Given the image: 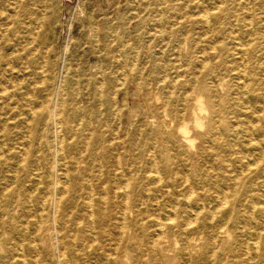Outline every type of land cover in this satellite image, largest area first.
Wrapping results in <instances>:
<instances>
[{"label": "rangeland", "instance_id": "obj_1", "mask_svg": "<svg viewBox=\"0 0 264 264\" xmlns=\"http://www.w3.org/2000/svg\"><path fill=\"white\" fill-rule=\"evenodd\" d=\"M24 261L264 264V0H0V264Z\"/></svg>", "mask_w": 264, "mask_h": 264}, {"label": "bare ground", "instance_id": "obj_2", "mask_svg": "<svg viewBox=\"0 0 264 264\" xmlns=\"http://www.w3.org/2000/svg\"><path fill=\"white\" fill-rule=\"evenodd\" d=\"M163 80H164V79H163ZM174 84H175V83H174ZM244 87H245V86H244ZM184 101H185V100H184ZM56 115H57V114H56ZM57 123H58V122H57ZM56 126H57V125H56ZM58 127H59V126H58ZM59 128H61V127H59ZM252 133H253V132H252ZM63 137H64V136H63ZM22 140H23V139H22ZM22 140H21V141H22ZM61 140H62V139H61ZM61 142H62V141H61ZM88 142H89V141H88ZM110 143H111V142H110ZM62 144H63V142H62ZM60 145H61V144H60ZM60 147H61V146H60ZM62 147H63V146H62ZM62 147H61V148H62ZM86 148H87V147H86ZM61 151H62V150H61ZM21 154H22V153H21ZM22 155H23V154H22ZM25 155H26V154H25ZM63 155H64V154H63ZM22 157H23V156H22ZM56 162H57V161H56ZM22 164H23V163H22ZM101 170H102V169H101ZM100 172H101V171H100ZM157 173H158V171H157ZM89 174H90V173H89ZM67 177H68V175H67ZM56 181H57V180H56ZM185 181H186V180H185ZM187 181H188V180H187ZM160 182H161V181H160ZM127 183H128V182H127ZM90 184H92V183H90ZM126 185H127V184H126ZM156 185H157V184H156ZM103 186H104V185H103ZM54 187H55V186H54ZM64 187H65V186H64ZM124 187H125V186H124ZM90 188H91V187H90ZM105 188H106V187H105ZM120 188H121V187H120ZM120 188H119V189H120ZM125 188H126V187H125ZM67 190H68V189H67ZM120 190H121V189H120ZM115 191H116V190H115ZM127 192H128V191H127ZM192 192H193V191H192ZM115 193H116V192H115ZM189 195H190V193H189ZM224 195H225V194H224ZM29 196H30V195H29ZM56 197H57V196H56ZM61 197H62V196H61ZM186 197H187V196H186ZM226 197H227V196H226ZM125 198H126V196H125ZM187 198H189V197H187ZM187 198H186V200H187ZM178 199H179V198H178ZM225 199H226V198H225ZM59 200H60V199H59ZM125 200H126V199H125ZM89 201H90V200H89ZM89 201H88V202H89ZM91 201H92V200H91ZM224 201H226V200H224ZM42 202H43V201H42ZM45 202H46V201H45ZM60 202H61V201H60ZM60 202H56V205H57V206L55 205V207H58L59 204H60ZM105 202H106V201H105ZM221 202H222V201H221ZM141 203H142V202H141ZM158 203H159V202H158ZM224 203H225V202H224ZM126 204H127V202H126ZM43 205H44V204H43ZM222 205H223V204H222ZM114 206H115V205H114ZM123 207H125V206H123ZM127 207H128V204H127ZM220 207H221V206H220ZM220 207H219V208H220ZM41 208H43V207H41ZM91 208H92V207H91ZM172 208H173V207H172ZM191 208H192V207H191ZM58 209H59V208H58ZM253 209H254V208H253ZM54 210H55V208H54ZM56 210H57V208H56ZM91 210H92V209H91ZM57 211H58V210H57ZM57 211H56V212H57ZM122 211H123V210H122ZM192 211H193V210H192ZM198 212H200V211H198ZM38 213H40V212H38ZM41 213H42V212H41ZM92 213H93V212H92ZM196 214H197V213H196ZM39 215H41V214H39ZM53 215H54V214H53ZM90 216H91V215H90ZM90 216H89V217H90ZM92 216H93V214H92ZM92 216H91V217H92ZM68 217H69V216H68ZM168 217H169V216H168ZM195 217H196V216H195ZM166 218H167V217H166ZM60 219H61L60 216H57L56 214H55V215L53 216V218H52L53 222H55V223H58V222L60 221ZM89 219H91V218H89ZM92 219H93V218H92ZM92 219H91V221H92ZM131 219H133V218H131ZM173 219H174V218H173ZM173 219H171V220L173 221ZM158 220H159V219H158ZM178 220H179V219H178ZM123 221H124V220H123ZM169 221H170V219H169ZM169 221H168V222H169ZM172 221H171V222H172ZM159 222H160V221H159ZM91 223H92V222H91ZM164 223H165V222H164ZM164 223L162 222V224H164ZM166 223H167V221H166ZM191 223H192V222H191ZM191 223H190V224H191ZM93 224H94V223H93ZM162 224H161V225H162ZM26 225H27V224H26ZM27 226H28V225H27ZM38 226H39V225H38ZM54 227H55V226H54ZM162 227H163V225H162ZM188 227H189V224H188ZM39 228H40V227H39ZM184 228H185V227H184ZM26 229H27V228H26ZM185 229H186V228H185ZM185 229H184V230H185ZM24 230H25V229H24ZM55 230H56V229H55ZM162 230H163V228H162ZM39 231H40V230H39ZM123 231H125V230H123ZM123 231H122V232H123ZM49 232H50V230H49ZM52 232H53V231H52ZM155 232H156V231H155ZM155 232H154V235H155ZM159 232H160V231H159ZM58 233L60 234V232H58ZM49 234H50V233H49ZM49 234H48V235H49ZM162 234H163V232H162ZM171 234H172V233H171ZM51 235H52V234H51ZM54 235H55V234H54ZM121 235H122V233H121ZM157 235H158V234H157ZM94 236H95V235H94ZM168 236H169V235H168ZM32 237H33V236H32ZM46 237H47V236H46ZM49 237H50V236H49ZM156 237H157V236H156ZM158 237H159V235H158ZM54 238H55V237H54ZM155 239H156V238H155ZM119 240H120V239H119ZM56 241H57V240H56ZM84 241H85V240H84ZM119 242H120V241H119ZM152 243L154 244V242H152ZM171 243H172V242H171ZM34 244H35V243H34ZM83 244H84V243H83ZM89 245H90V244H89ZM155 245H156V244H155ZM170 245H171V244H170ZM21 246H22V245H21ZM83 246H84V245H83ZM90 246H91V245H90ZM118 246H119V244H118ZM14 247H15V246H14ZM152 247H154V245H152ZM21 248H23V247H21ZM87 248H89V246H88ZM116 248H117V247H116ZM154 248H155V247H154ZM151 249H152V248H151ZM65 250H66L65 244H62V245H61V248H60V251H61V252H59V253L57 252V253H58L59 255H61V254H63V252H64ZM23 251H24V250H23ZM57 251H58V250H57ZM53 253H54V252H53ZM53 253H52V254H53ZM114 253H116V252H114ZM23 255H24V253H23ZM101 255H103V254H101ZM119 255H120V254H119ZM52 256H54V255H52ZM59 257H60V256H59ZM36 259H37V257H36ZM104 259H105V258H104ZM107 259H108V258H107ZM58 260H59V259H58ZM112 260H113V259H112ZM159 260H160V259H159ZM110 261H111V259H110ZM115 261H116V260H114V262H115ZM24 262H25L24 264H26V261H24ZM63 262H64V261H63ZM66 263H67V262H66ZM69 264H70V263H69ZM184 264H185V263H184Z\"/></svg>", "mask_w": 264, "mask_h": 264}]
</instances>
